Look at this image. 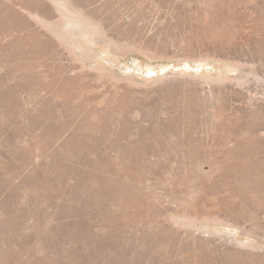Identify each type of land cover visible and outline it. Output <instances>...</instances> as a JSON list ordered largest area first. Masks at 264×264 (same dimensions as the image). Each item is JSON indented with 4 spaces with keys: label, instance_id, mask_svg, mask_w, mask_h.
I'll return each mask as SVG.
<instances>
[{
    "label": "rangeland",
    "instance_id": "374dc122",
    "mask_svg": "<svg viewBox=\"0 0 264 264\" xmlns=\"http://www.w3.org/2000/svg\"><path fill=\"white\" fill-rule=\"evenodd\" d=\"M0 264H264V0H0Z\"/></svg>",
    "mask_w": 264,
    "mask_h": 264
},
{
    "label": "bare ground",
    "instance_id": "6f19581e",
    "mask_svg": "<svg viewBox=\"0 0 264 264\" xmlns=\"http://www.w3.org/2000/svg\"><path fill=\"white\" fill-rule=\"evenodd\" d=\"M83 15L86 17V19H88L89 25L94 27L93 29H97L98 31H101L103 33L105 32L103 30V25L100 21H96L90 16L88 17L87 13H83ZM60 17L61 18H59V20L57 21L53 20V22H47V24L52 28H55L56 30H58L57 28H59L57 34L59 38L63 41V43H65L68 46V48H70V50H72V52L76 54L79 58L81 59L84 58L85 54H87L90 51V45L88 43L83 42L80 38H74L73 35H71V38L69 39L65 37V33L67 32L75 33L76 30H79L81 28V22L77 19L76 16L71 14H64ZM102 72L104 71L102 70Z\"/></svg>",
    "mask_w": 264,
    "mask_h": 264
}]
</instances>
